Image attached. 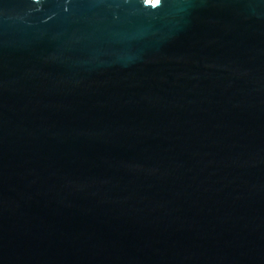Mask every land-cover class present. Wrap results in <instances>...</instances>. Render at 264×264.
Masks as SVG:
<instances>
[{
  "label": "water",
  "instance_id": "1",
  "mask_svg": "<svg viewBox=\"0 0 264 264\" xmlns=\"http://www.w3.org/2000/svg\"><path fill=\"white\" fill-rule=\"evenodd\" d=\"M0 264H264V0H0Z\"/></svg>",
  "mask_w": 264,
  "mask_h": 264
}]
</instances>
